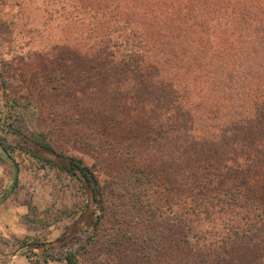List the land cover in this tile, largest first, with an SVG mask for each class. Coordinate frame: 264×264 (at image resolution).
I'll return each instance as SVG.
<instances>
[{"label": "rangeland", "instance_id": "374dc122", "mask_svg": "<svg viewBox=\"0 0 264 264\" xmlns=\"http://www.w3.org/2000/svg\"><path fill=\"white\" fill-rule=\"evenodd\" d=\"M81 6L0 0V141L10 153L0 146V264H65L68 252L78 264H264V213L252 204L264 202V151L183 156L179 132L159 131L129 85L113 83L117 68L87 55L101 32ZM180 120L176 127L189 123ZM37 135L92 170L101 204L85 183L28 153L53 159L34 148ZM208 162L213 188L245 200L209 220L189 213L191 233L216 238L184 243L182 211L212 193L198 177Z\"/></svg>", "mask_w": 264, "mask_h": 264}, {"label": "trees", "instance_id": "16d2710c", "mask_svg": "<svg viewBox=\"0 0 264 264\" xmlns=\"http://www.w3.org/2000/svg\"><path fill=\"white\" fill-rule=\"evenodd\" d=\"M78 1L101 32L87 55L117 68L113 83L120 89L129 85V97L151 110L159 131L179 132L178 152L187 156L200 149L231 156L232 151H264V0ZM180 119L189 123L176 127ZM33 145L53 159L28 150L33 158L85 183L92 200L101 204L104 190L89 167L57 152L42 136ZM0 146L9 156V147L1 141ZM207 169L198 177H204L203 188L212 193L182 211L184 243L189 237L195 242L216 238L209 231L191 233L194 227L185 223L192 222L189 213L209 220L228 207L242 209L245 200L226 185L213 188L216 176L212 165ZM253 202L264 213V202ZM217 238L216 248L224 250L230 238ZM36 246L20 242L29 254ZM64 260L78 264L74 252Z\"/></svg>", "mask_w": 264, "mask_h": 264}]
</instances>
